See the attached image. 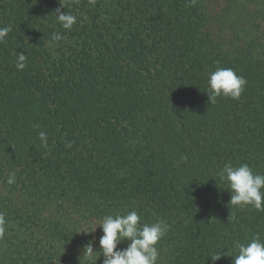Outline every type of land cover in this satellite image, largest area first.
Masks as SVG:
<instances>
[{
    "label": "trees",
    "instance_id": "obj_1",
    "mask_svg": "<svg viewBox=\"0 0 264 264\" xmlns=\"http://www.w3.org/2000/svg\"><path fill=\"white\" fill-rule=\"evenodd\" d=\"M58 8L76 16L70 30ZM4 27L11 264L87 262L74 215L165 221L158 264H233L236 242H264V211L232 205L219 176L226 162L264 175V0H0ZM217 67L247 80L239 100L209 101Z\"/></svg>",
    "mask_w": 264,
    "mask_h": 264
},
{
    "label": "clouds",
    "instance_id": "obj_2",
    "mask_svg": "<svg viewBox=\"0 0 264 264\" xmlns=\"http://www.w3.org/2000/svg\"><path fill=\"white\" fill-rule=\"evenodd\" d=\"M94 2L95 0H90V3ZM194 2L195 0H193ZM56 13H58L56 14L58 22L65 30H70L77 22L76 16L71 13L61 11L59 8ZM9 31L10 29L7 27L0 28V39H3ZM53 39L60 40L61 36L54 33ZM25 60L26 55L18 54L16 63L18 70H23L26 67ZM246 85L247 80L242 75H238L234 69L217 67L208 77L209 101L214 103L218 97L239 100ZM39 138L44 146H47V134L40 132ZM181 159L187 161L186 156ZM219 176L221 180L228 182L232 205L238 207L251 205L257 210L264 211V175L254 173L247 164L237 167L233 166L231 162H226ZM14 182L15 173H12L9 175L7 183ZM140 221L141 217L135 210L126 215H107L101 220L98 226L102 229L103 234L99 239L101 249L99 253L104 256L103 264H157L160 253L156 245L164 238L170 226L163 220L143 225ZM6 224L5 214L0 212V239L5 235ZM124 240L130 242L128 246L124 249L118 248V245ZM236 248L238 254L233 259V264H264V242L259 239L258 235L254 236L247 244L236 242ZM94 253L96 252L93 250V242L84 246V254L93 256ZM221 256L210 258L212 261H216Z\"/></svg>",
    "mask_w": 264,
    "mask_h": 264
},
{
    "label": "rangeland",
    "instance_id": "obj_3",
    "mask_svg": "<svg viewBox=\"0 0 264 264\" xmlns=\"http://www.w3.org/2000/svg\"><path fill=\"white\" fill-rule=\"evenodd\" d=\"M229 5H231L229 3ZM232 9V8H230ZM231 14V13H229ZM8 194V189L6 188V186L4 184L0 183V197H7L9 195ZM14 199H16L17 201V197H13ZM77 217L74 215L73 219L78 221V234H79V238L80 241H83L84 246L86 244H88L89 242H93V250L94 253L93 256H87L86 254H84V251H82L83 255L86 257V261L83 264H103V260H104V256L103 254L99 253L101 252L100 249V245H99V239L101 237L102 233V229L98 226L101 222V220H98L94 217H85V218H81V219H76ZM98 226V227H97ZM97 227V228H96ZM96 228V230L94 231V229ZM94 231V232H92ZM83 246V247H84ZM128 246V244H120L118 245V248L120 249H124ZM5 248L2 245V243H0V264H11V262L9 261L10 256H9V252L4 251ZM20 250H22V248H20ZM100 255V256H99ZM94 259V261H93ZM158 264V263H157Z\"/></svg>",
    "mask_w": 264,
    "mask_h": 264
}]
</instances>
